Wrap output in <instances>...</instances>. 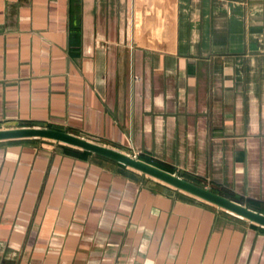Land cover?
Here are the masks:
<instances>
[{"label": "crops", "instance_id": "obj_1", "mask_svg": "<svg viewBox=\"0 0 264 264\" xmlns=\"http://www.w3.org/2000/svg\"><path fill=\"white\" fill-rule=\"evenodd\" d=\"M15 126L264 214V0H0V129ZM0 264H264V228L107 158L4 141Z\"/></svg>", "mask_w": 264, "mask_h": 264}, {"label": "water", "instance_id": "obj_2", "mask_svg": "<svg viewBox=\"0 0 264 264\" xmlns=\"http://www.w3.org/2000/svg\"><path fill=\"white\" fill-rule=\"evenodd\" d=\"M46 140L75 148L92 155L112 160L144 176L153 178L165 185L190 195L200 201L215 206L254 225L264 228V214L246 205L234 202L220 194L202 187L193 181L164 171L134 156L127 155L103 144L93 142L67 132L39 127H17L0 129V142L13 140Z\"/></svg>", "mask_w": 264, "mask_h": 264}, {"label": "rangeland", "instance_id": "obj_3", "mask_svg": "<svg viewBox=\"0 0 264 264\" xmlns=\"http://www.w3.org/2000/svg\"><path fill=\"white\" fill-rule=\"evenodd\" d=\"M17 127H19V126H15V127H8V128H17ZM21 127H23V126H21ZM6 128V127H5Z\"/></svg>", "mask_w": 264, "mask_h": 264}, {"label": "trees", "instance_id": "obj_4", "mask_svg": "<svg viewBox=\"0 0 264 264\" xmlns=\"http://www.w3.org/2000/svg\"><path fill=\"white\" fill-rule=\"evenodd\" d=\"M195 183V182H194ZM197 184V183H196Z\"/></svg>", "mask_w": 264, "mask_h": 264}]
</instances>
